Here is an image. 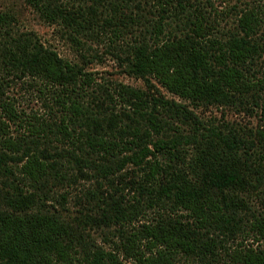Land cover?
Instances as JSON below:
<instances>
[{
	"label": "trees",
	"instance_id": "1",
	"mask_svg": "<svg viewBox=\"0 0 264 264\" xmlns=\"http://www.w3.org/2000/svg\"><path fill=\"white\" fill-rule=\"evenodd\" d=\"M25 1L78 45L97 27L130 33L129 71L185 101L264 113L259 5L241 9L234 31L219 37L201 9L166 0ZM8 21L0 16V27ZM0 71L54 86L61 107L27 124L0 72V264H264V130L204 123L128 86L124 106L105 102L88 90V73L30 32L6 30ZM25 123L29 134L15 136ZM80 181L93 187L79 218L44 209L54 187ZM99 229L120 241L98 244Z\"/></svg>",
	"mask_w": 264,
	"mask_h": 264
},
{
	"label": "rangeland",
	"instance_id": "2",
	"mask_svg": "<svg viewBox=\"0 0 264 264\" xmlns=\"http://www.w3.org/2000/svg\"><path fill=\"white\" fill-rule=\"evenodd\" d=\"M67 1L71 4H78V0ZM166 1H168L171 9L178 8L181 3L183 8L191 12L197 10L199 16L201 9L210 31L219 37L234 31L239 11L247 5H259L264 21V0H256L255 3L252 2L253 0ZM151 3L155 6L159 5L158 1ZM2 15H7L9 21L6 28L0 27V44L9 28L16 33H34L46 48L57 52L60 57L76 64L88 73L91 80L88 90L95 91L96 94L104 98L105 102H110L107 100L110 96L113 98L111 102H118L124 106L121 102L126 101H122L120 89L121 86H128L148 97L164 99L182 106L193 113L196 119L204 123H228L253 131L264 130V113L261 109H256L250 113L231 106H207L185 101L167 91L157 79L151 76L140 77L131 73L127 67V58L129 44H134V39L133 35L128 32L119 34V31L113 26L97 27L95 32L100 35L92 33L83 37L82 40L86 42V45L82 46L72 41V32L69 28L48 22L36 8L29 5L25 0H0V16ZM262 32L264 33V25ZM0 72L10 82L4 85L6 97H9L23 117L28 119L27 124H30V121L35 122L36 118L45 120L50 119L56 113L58 116L61 115V107H58L56 103V96L59 93L57 88L37 77H14L13 74L6 75L4 73L6 71ZM120 108L123 109L124 107ZM12 128L15 136L29 134L26 123L22 126L15 125ZM92 187L93 184L88 181H80V183L71 186L66 184L62 187H54L53 189L57 190L58 193H53L56 197L48 201L44 209L62 214L69 220L79 218L80 209L89 207L83 193ZM60 194H64L67 201H64ZM131 196L129 193L127 194V197L130 198ZM136 224L140 225L141 222ZM91 233L98 244L105 245L107 248L120 241L119 234L114 229H99ZM125 263L130 264L129 261H125ZM189 263L192 264L191 261Z\"/></svg>",
	"mask_w": 264,
	"mask_h": 264
}]
</instances>
